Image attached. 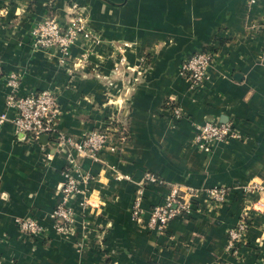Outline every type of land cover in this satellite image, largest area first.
<instances>
[{
	"label": "crops",
	"instance_id": "obj_1",
	"mask_svg": "<svg viewBox=\"0 0 264 264\" xmlns=\"http://www.w3.org/2000/svg\"><path fill=\"white\" fill-rule=\"evenodd\" d=\"M0 0V264H264V52L258 23L264 0ZM83 15L87 35L69 49H35L30 30L46 14L68 21V4ZM216 52L208 79L190 88L181 62ZM17 78L14 87L8 76ZM56 92L55 127L79 139L98 129L126 130L100 160H81L90 175L77 195L72 231L50 218L64 180V150L46 137L25 140L12 123L10 93ZM175 100L183 114L164 107ZM231 121L239 135L195 143L193 123ZM162 184H143L144 172ZM172 184L223 187L213 207L203 193L184 217L160 231L132 218L143 186L142 220ZM85 197L87 206L82 207ZM33 217L42 234L19 231ZM248 220L236 252L227 230Z\"/></svg>",
	"mask_w": 264,
	"mask_h": 264
},
{
	"label": "built area",
	"instance_id": "obj_2",
	"mask_svg": "<svg viewBox=\"0 0 264 264\" xmlns=\"http://www.w3.org/2000/svg\"><path fill=\"white\" fill-rule=\"evenodd\" d=\"M251 0L250 2H253ZM68 21L60 24L56 16L46 14L36 22L30 30V43L35 49H57L66 52L77 36L87 35L85 21L78 4H68ZM259 30L264 35V13L258 23ZM264 52V38H263ZM217 54L213 50L202 49L186 57L180 64V74L185 78L190 88H198L208 79L209 68ZM17 78L13 74L8 76L7 84L14 87ZM7 103L14 107L16 114L12 120L14 132L25 140H38L44 136L51 145L64 150L66 155L65 167L62 170L64 180L58 188L56 201L50 218L54 221V229L59 233L72 231L75 221V212L71 205L72 200L79 195L86 196L85 186L90 181V175L82 169L81 160L90 158L100 160V153L105 149L113 151L116 146L113 141H124L127 138L126 130L98 129L82 134L79 139L70 138L59 132L55 127L59 106L57 94L50 89L30 91L24 95L10 93ZM164 107L175 118L183 116L178 103L168 100ZM193 139L197 146L209 151L213 142L227 141L238 138L239 135L231 121H216L205 119L193 123ZM143 184H162V180L154 173L144 172ZM143 186L138 189V195L132 207V218H135L149 230L160 231L173 219L184 217L191 212L193 199L203 193L209 206L216 207L226 200L227 191L223 187L199 188L184 184H172L162 201L150 207L146 220H142L143 209L140 205ZM81 206H87V199L83 197ZM16 226L21 233L35 237L43 232L42 225L33 217L17 219ZM248 227V220H240L234 227L227 230V249L236 252L240 242L244 239Z\"/></svg>",
	"mask_w": 264,
	"mask_h": 264
}]
</instances>
